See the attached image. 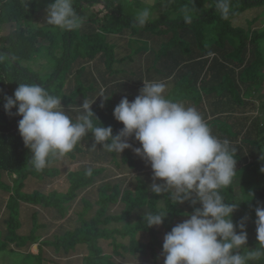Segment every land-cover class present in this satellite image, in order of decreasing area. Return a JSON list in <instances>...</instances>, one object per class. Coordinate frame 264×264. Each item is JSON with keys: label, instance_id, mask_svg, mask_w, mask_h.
Wrapping results in <instances>:
<instances>
[{"label": "trees", "instance_id": "obj_1", "mask_svg": "<svg viewBox=\"0 0 264 264\" xmlns=\"http://www.w3.org/2000/svg\"><path fill=\"white\" fill-rule=\"evenodd\" d=\"M151 1L73 0L82 23L66 31L46 23L19 24L39 18V0H0V27L14 25L0 35V253L23 251L29 264H163L164 235L200 207L151 193L152 172L145 161L131 150L120 156L100 145L92 150L90 133L73 151L50 157L46 168L35 170L17 130L21 117L3 109L4 97L21 82L39 83L61 96V106L73 118L81 114L82 100L93 101L104 89L92 111L115 134L123 127L112 115L121 98L133 100L145 79L171 77L166 94L195 107L213 135L236 150L239 185L221 189L225 201L264 199V13L245 18L249 10H264V0H231L228 19L215 11L213 0H166L162 9L161 0ZM144 7L159 12L140 26L135 16ZM185 9L191 23L183 20ZM90 157L106 161L130 184L100 176L104 169L87 165L84 159ZM65 162L74 168L66 170ZM32 178L36 189L23 192ZM144 211L167 216L161 226L146 228ZM19 213H30L23 234ZM247 232L245 247L254 250L255 225ZM252 264H264V258Z\"/></svg>", "mask_w": 264, "mask_h": 264}, {"label": "clouds", "instance_id": "obj_2", "mask_svg": "<svg viewBox=\"0 0 264 264\" xmlns=\"http://www.w3.org/2000/svg\"><path fill=\"white\" fill-rule=\"evenodd\" d=\"M213 4L223 19L233 14L231 0H213ZM44 11L48 26L71 31L82 23L73 0H51ZM153 15L152 8L144 7L138 10L135 23L143 26ZM183 20L192 22L188 9ZM170 80L145 79L133 100L121 98L112 115L123 127L115 134L112 126H102L92 111L96 98H103L104 89L95 100H82L77 105L81 114L73 118L61 106V96L39 83L21 82L12 96L4 97L3 109L6 114L21 117L17 130L30 152L29 163L37 171L48 166L50 157L73 151L90 133L92 150L100 145L101 150L119 156L131 150L145 161L152 172L151 193L167 196L174 204H199L164 235L163 264H252L264 258V203L258 202L255 208L257 247L249 250L245 247L249 217L234 221L233 214L242 201L253 197L226 202L221 194V189L232 185L236 177V150L228 140L213 135L195 107L166 94ZM130 139L139 147H133ZM260 171L264 173V167ZM86 174L91 175V169ZM166 216L144 211L143 224L146 228L159 227Z\"/></svg>", "mask_w": 264, "mask_h": 264}, {"label": "rangeland", "instance_id": "obj_3", "mask_svg": "<svg viewBox=\"0 0 264 264\" xmlns=\"http://www.w3.org/2000/svg\"><path fill=\"white\" fill-rule=\"evenodd\" d=\"M41 1V11L39 12V18L36 19V16H33L23 22H20L19 24H22V25H25V24H35V23H40V24H45V8L47 6V2L48 0H39ZM146 1V0H145ZM130 2H132V0H130ZM147 3L148 4H152L153 1L151 0H147ZM161 3V1H160ZM164 3L161 4L160 6V9H162V7H164ZM264 8V7H263ZM159 12V10H158ZM157 12V13H158ZM157 13H154V16L157 15ZM247 14L245 16V18H247L248 20H252L255 16L257 15H260V14H263L264 13V10H260L259 12V9H257L256 11L254 10V12H252L251 10L247 11ZM264 24V22H262ZM243 26H245V24L243 23L242 24ZM256 26V25H254ZM14 27V25H6V26H2L0 27V35L2 34H6L8 31H10L12 28ZM33 70L35 71H38L39 68L35 66L32 67ZM85 161H87V165H90V164H95L97 167L96 168H103L104 171L100 174V176L102 175H107V180L109 182H117L118 184H122L124 183V181H129L128 182V185L130 184V180L129 179H125L124 176H121V175H117L116 173H118L117 171H115L114 169H111L109 168L108 165L105 164L106 161H94L95 159L93 158H86L84 159ZM114 159H111L109 160L108 162H113ZM67 165H66V170H69V169H72L74 168L73 164H70L68 162H65ZM110 164V163H109ZM115 164V163H114ZM76 166V165H75ZM133 176V173L131 174L130 173V177ZM132 179V177H131ZM12 185V184H10ZM233 185L238 188V185H239V180L238 179H234V182H233ZM37 187V183L35 181L34 178L32 179H29L27 181V185L26 187L23 188V192H30L31 190H34L36 189ZM47 188H50V186H47ZM45 191V190H44ZM237 193H238V190H237ZM0 194H2V192L0 191ZM0 202H2V196L0 195ZM264 203V199H260V200H253V199H250V200H247V201H244L243 204V213H240V218L242 216H245L247 215L249 217V220H248V224L247 226L251 227L254 224V220H255V208L257 206V203ZM113 206L114 205H111L109 207V211H111V209L113 210ZM0 208H2V205L0 203ZM20 214V220L23 222L22 226H21V230H20V233H25L28 232V228H26V226L28 225V221L30 220V213H19ZM111 215H115V214H119V213H110ZM3 213H0V218L2 217ZM27 222V223H26ZM115 226V225H114ZM32 252L36 253L37 251V248L35 246H32V249H31ZM24 252L23 251H4V252H1L0 253V264H29V262L26 261V257L24 256L23 254ZM33 264V263H32ZM44 264H51V263H48V262H44Z\"/></svg>", "mask_w": 264, "mask_h": 264}]
</instances>
